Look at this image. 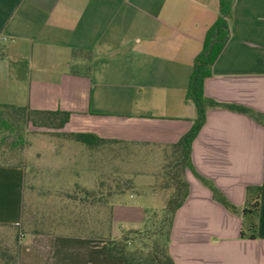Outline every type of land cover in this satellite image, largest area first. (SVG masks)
I'll return each instance as SVG.
<instances>
[{"label": "crops", "instance_id": "0c3cea01", "mask_svg": "<svg viewBox=\"0 0 264 264\" xmlns=\"http://www.w3.org/2000/svg\"><path fill=\"white\" fill-rule=\"evenodd\" d=\"M218 18L219 0H0V105L69 114L52 128L72 152L61 171L87 179L55 192L93 193L90 208L138 229L186 182L169 245L175 264H264V0H234L229 39L204 83L206 97L254 116L209 109L192 168L179 167L175 146L197 117L185 94ZM25 179L23 167L0 164L1 227L21 225ZM243 222L254 226L245 235ZM20 236L19 264H124L101 239Z\"/></svg>", "mask_w": 264, "mask_h": 264}, {"label": "trees", "instance_id": "16d2710c", "mask_svg": "<svg viewBox=\"0 0 264 264\" xmlns=\"http://www.w3.org/2000/svg\"><path fill=\"white\" fill-rule=\"evenodd\" d=\"M233 4L234 0H219V18L207 31L202 51L194 60L185 101L194 104L197 117L191 129L175 145L182 149L179 167L183 170L186 167L192 168L190 161L191 146L206 121V113L209 109L224 108L244 113L251 117L254 116L253 112L247 108L218 103L206 97L204 93V83L212 75V65L229 39L228 22L232 16ZM6 55V44H0V59L6 57ZM0 108L11 109L20 115L37 117L41 124L48 128H61L69 120V114L65 112L36 113L26 107L17 108L7 105H0ZM31 122L34 126H38L37 120H31ZM1 124L4 123L0 120V126ZM79 137L97 139L93 135H81ZM197 177L205 184L210 185L209 182L200 176ZM211 189L214 198L219 203L233 212L236 211L221 192L213 186H211ZM187 195L188 185L184 182L179 187L178 193L171 197L166 208L147 210L144 225L151 224V229L126 230L120 237H113L112 210H93V208L89 207V205L91 206L89 200L93 199L94 194L75 192L73 196L71 195V198L74 201L80 198V201L78 203L75 202V210L67 214L69 221L66 224L75 232L73 233L74 235L103 240L107 247L108 257L122 260L124 264H175L169 252L171 232L176 212L184 203ZM99 214L101 215L100 218H94L95 215L98 216ZM97 226L100 229L98 228L97 230ZM253 228V224L246 225V230L244 231L243 228L242 235H245L244 232L251 231ZM99 230L101 231L100 233H98ZM135 237H138L143 246L140 249L135 248L133 250L135 242L138 241ZM0 264H19V244L17 241L10 246L8 244L2 245L0 241Z\"/></svg>", "mask_w": 264, "mask_h": 264}, {"label": "rangeland", "instance_id": "374dc122", "mask_svg": "<svg viewBox=\"0 0 264 264\" xmlns=\"http://www.w3.org/2000/svg\"><path fill=\"white\" fill-rule=\"evenodd\" d=\"M0 44L5 45L1 40ZM0 120L4 123L0 126V164L21 166L26 171L23 220L20 226H0L2 245L10 246L19 242L20 235L35 232L74 235L66 224L69 221L67 214L75 210L74 204L64 203L65 196L74 193L55 192V189L83 183L87 178L62 173L61 169L69 163V154H72L69 145L65 144L66 138L52 128L34 126L31 120L39 118L20 115L11 109L0 108ZM246 225L243 222L244 231ZM131 227L114 224L112 233L121 236L128 229L152 228L149 223L137 226L138 229ZM135 238L138 241L133 250L143 246L138 237Z\"/></svg>", "mask_w": 264, "mask_h": 264}]
</instances>
